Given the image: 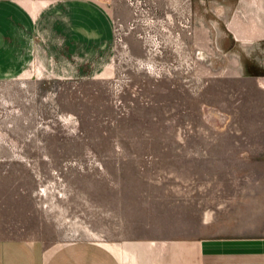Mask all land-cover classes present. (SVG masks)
I'll return each instance as SVG.
<instances>
[{
	"label": "rangeland",
	"instance_id": "1",
	"mask_svg": "<svg viewBox=\"0 0 264 264\" xmlns=\"http://www.w3.org/2000/svg\"><path fill=\"white\" fill-rule=\"evenodd\" d=\"M261 6L241 1L244 27ZM108 7L104 63L0 81V238L100 243L128 263L129 243L216 234L255 214L264 40L232 45L223 0Z\"/></svg>",
	"mask_w": 264,
	"mask_h": 264
},
{
	"label": "crops",
	"instance_id": "2",
	"mask_svg": "<svg viewBox=\"0 0 264 264\" xmlns=\"http://www.w3.org/2000/svg\"><path fill=\"white\" fill-rule=\"evenodd\" d=\"M241 1L224 0L232 10L224 23L231 44L264 40V8L244 11L257 21L250 30L239 16ZM113 36L108 0H0V81L40 64L77 59L80 72L83 62L104 63ZM254 204L255 214L235 218L240 226L230 230L129 243L121 249L128 263L100 243L77 241L51 250L40 240L0 238V264H264V196Z\"/></svg>",
	"mask_w": 264,
	"mask_h": 264
},
{
	"label": "flooded vegetation",
	"instance_id": "3",
	"mask_svg": "<svg viewBox=\"0 0 264 264\" xmlns=\"http://www.w3.org/2000/svg\"><path fill=\"white\" fill-rule=\"evenodd\" d=\"M224 1V0H223ZM230 39V38H229Z\"/></svg>",
	"mask_w": 264,
	"mask_h": 264
}]
</instances>
